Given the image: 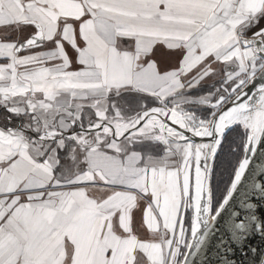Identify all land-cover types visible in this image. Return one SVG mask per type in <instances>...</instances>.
I'll return each instance as SVG.
<instances>
[{"label":"snow or ice","instance_id":"obj_1","mask_svg":"<svg viewBox=\"0 0 264 264\" xmlns=\"http://www.w3.org/2000/svg\"><path fill=\"white\" fill-rule=\"evenodd\" d=\"M258 152L264 0H0V264H264Z\"/></svg>","mask_w":264,"mask_h":264},{"label":"water","instance_id":"obj_2","mask_svg":"<svg viewBox=\"0 0 264 264\" xmlns=\"http://www.w3.org/2000/svg\"><path fill=\"white\" fill-rule=\"evenodd\" d=\"M200 138H197L199 141ZM206 140L209 138H205ZM264 171V152H258L257 157L255 158L254 164L250 168V171L248 173V177L250 180L261 182L264 181V175H261V172ZM247 197L250 199H253L255 202L261 205L262 208H264V201H259L258 196L253 197V193L250 190L247 192ZM245 196H244V190L242 189L241 192L236 196L235 203L233 207L241 212V218H244L245 208ZM251 247L257 248L258 250L264 249V242L260 239L259 236H256L252 239ZM247 252V249H245V253ZM232 259L236 261V264H254L255 256H247L244 254H241L239 251H236L235 253L230 254ZM201 259H197V264H201ZM208 259L210 261H215L217 259L216 254L214 251L208 253Z\"/></svg>","mask_w":264,"mask_h":264},{"label":"trees","instance_id":"obj_3","mask_svg":"<svg viewBox=\"0 0 264 264\" xmlns=\"http://www.w3.org/2000/svg\"><path fill=\"white\" fill-rule=\"evenodd\" d=\"M226 151H227V149H226ZM227 159H232V157H230V156H225V157H222V158H221L222 162L225 161V160H227Z\"/></svg>","mask_w":264,"mask_h":264}]
</instances>
